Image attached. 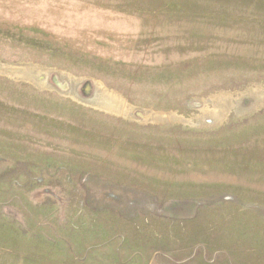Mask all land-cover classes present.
Listing matches in <instances>:
<instances>
[{
  "label": "rangeland",
  "instance_id": "obj_1",
  "mask_svg": "<svg viewBox=\"0 0 264 264\" xmlns=\"http://www.w3.org/2000/svg\"><path fill=\"white\" fill-rule=\"evenodd\" d=\"M0 264H264V0H0Z\"/></svg>",
  "mask_w": 264,
  "mask_h": 264
}]
</instances>
